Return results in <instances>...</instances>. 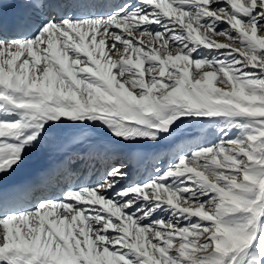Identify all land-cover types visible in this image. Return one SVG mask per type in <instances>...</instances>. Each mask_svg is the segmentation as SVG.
Masks as SVG:
<instances>
[{"label": "snow or ice", "instance_id": "snow-or-ice-1", "mask_svg": "<svg viewBox=\"0 0 264 264\" xmlns=\"http://www.w3.org/2000/svg\"><path fill=\"white\" fill-rule=\"evenodd\" d=\"M25 6L0 23V264H264V0ZM30 153L65 182L9 187Z\"/></svg>", "mask_w": 264, "mask_h": 264}, {"label": "bare ground", "instance_id": "bare-ground-1", "mask_svg": "<svg viewBox=\"0 0 264 264\" xmlns=\"http://www.w3.org/2000/svg\"><path fill=\"white\" fill-rule=\"evenodd\" d=\"M1 2L5 4H10L11 9L15 13H20L21 11L25 13H28V7L25 6L26 0H13V2H10L9 0H0ZM84 146L79 145L76 148H73V153L78 151H83ZM64 159V156L61 153H53L51 158L44 154L39 153H30V161L25 166L24 169L19 170V175L17 177H14L13 180L9 182V187L23 183L24 180L27 181H38L41 179L46 180V184L49 188L55 187L58 183H60L64 178H66V175L64 173V170L58 165V161ZM98 167L101 166L102 160L98 158ZM83 165V162L76 160L75 166H81ZM142 166V162L138 167ZM46 169L51 170V174L42 176V173L45 172ZM42 171V172H41ZM87 173V169H86ZM31 174H35L34 177H30Z\"/></svg>", "mask_w": 264, "mask_h": 264}, {"label": "rangeland", "instance_id": "rangeland-1", "mask_svg": "<svg viewBox=\"0 0 264 264\" xmlns=\"http://www.w3.org/2000/svg\"><path fill=\"white\" fill-rule=\"evenodd\" d=\"M28 12H31L33 18H35V16L37 15V11H36L35 9H28ZM221 27H223V25H221ZM216 39H223V38H221V37H216ZM218 86L223 87V85H218ZM200 135H201V133H200V131H199L198 129L191 130V131H190V134L187 135V136H185V137L183 138V141L191 142V141H193L196 137H198V136H200ZM183 141H178L177 143H180V142H183ZM173 147H175V145H164V146H163V151H171V149H172ZM74 160H75V157H74ZM98 161H99L98 158H97V160L94 161V166L97 167V168L101 167V166L98 167V164H99ZM75 163H76V160H75V162H74V163L72 164V166H71V175H72L73 177H76V176H80V175L83 173V174L85 175V178H90V176H91V172H90L89 170H87V173H86V169L84 168L83 165H81V166H75ZM144 166H145V165H144V163L142 162V166L139 167V168L142 170ZM41 172H42V171H41ZM34 176H35V174H31L30 177H28V178H32V177H34ZM65 179H66V178H64L59 184H63V183L65 182ZM38 181H39V180H38Z\"/></svg>", "mask_w": 264, "mask_h": 264}]
</instances>
